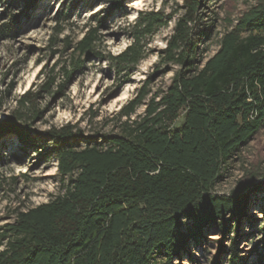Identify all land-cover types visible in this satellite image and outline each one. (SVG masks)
<instances>
[{
  "label": "trees",
  "instance_id": "trees-1",
  "mask_svg": "<svg viewBox=\"0 0 264 264\" xmlns=\"http://www.w3.org/2000/svg\"><path fill=\"white\" fill-rule=\"evenodd\" d=\"M205 2L183 1L160 52L162 63L179 67L165 91H152L151 78L145 80L112 117L114 130L86 133L69 121L47 132L46 153L56 158L61 190L47 202L17 209L13 221L0 225V264H179L175 259L205 239L209 228L231 230L229 219L246 217L251 192L213 189L231 159L264 128V4L250 8L203 59ZM116 6L126 5L118 0ZM173 17L154 8L139 12L130 43L104 57L120 85L146 57L148 39ZM16 24L0 26V39L9 38ZM97 32H87L76 50L98 56ZM79 66L60 83L54 69L44 67L39 84L16 99L0 134L38 149L40 134L32 126L43 113L39 102L63 96ZM262 187L264 180L255 185ZM237 243L238 237L231 239L227 264H244Z\"/></svg>",
  "mask_w": 264,
  "mask_h": 264
},
{
  "label": "rangeland",
  "instance_id": "rangeland-1",
  "mask_svg": "<svg viewBox=\"0 0 264 264\" xmlns=\"http://www.w3.org/2000/svg\"><path fill=\"white\" fill-rule=\"evenodd\" d=\"M117 1L0 0V26L17 23L9 38L0 39V124L11 114L16 99L33 84H39L44 67L54 69L60 83L76 63L80 64L68 79L63 96L45 95L39 102L43 113L32 126L34 134H40L38 149L24 147L13 134H0V225L13 221L17 209L47 202L60 192L56 158L46 153L47 132L52 127L70 121L78 123L86 133L114 130L117 124L112 117L135 96L145 80L151 78L152 91H165L179 68L162 63L160 52L183 13L184 0H144L135 6L131 5L133 0H119L126 5L120 10L116 8ZM260 4L264 0H206L200 9L207 27L199 41L202 58L213 55L223 33ZM152 8L174 17L148 39L146 57L128 82L120 85V76L104 57L118 54L130 43V27L139 12ZM93 28L98 30L99 54L87 56L75 47ZM94 114L96 117L92 118ZM262 180L264 128L231 159L213 189L221 195L251 192L246 217L229 219L225 227L232 225L231 230L212 226L205 239L190 244L189 252L175 262L215 264L218 258L220 264H227L231 239L238 237V253L244 264H264V188H255Z\"/></svg>",
  "mask_w": 264,
  "mask_h": 264
},
{
  "label": "bare ground",
  "instance_id": "bare-ground-1",
  "mask_svg": "<svg viewBox=\"0 0 264 264\" xmlns=\"http://www.w3.org/2000/svg\"><path fill=\"white\" fill-rule=\"evenodd\" d=\"M143 1L144 0H133L131 5L132 6L139 5V4L143 3Z\"/></svg>",
  "mask_w": 264,
  "mask_h": 264
}]
</instances>
